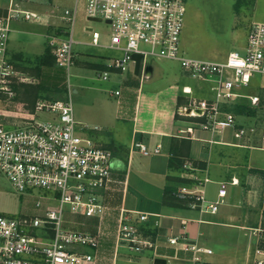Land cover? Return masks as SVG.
Segmentation results:
<instances>
[{
    "label": "built area",
    "instance_id": "obj_1",
    "mask_svg": "<svg viewBox=\"0 0 264 264\" xmlns=\"http://www.w3.org/2000/svg\"><path fill=\"white\" fill-rule=\"evenodd\" d=\"M27 1L30 0H8L0 12V178L8 179L15 190L26 195V204L32 202V206H25L19 217L0 215V264H81L91 260V256L78 252L77 247H97L100 235L71 227L66 213L85 217L105 213L102 196L113 182L112 151L77 133L81 124L74 117L71 92L63 100H37L32 111L14 101V85L33 79L17 70L7 57L10 23L19 19L42 22L40 14L23 7ZM79 9L76 0L71 10L65 9L60 15L62 35L47 36L56 63L68 72L74 65L73 34ZM185 10V0H84L86 18L105 21L107 46L122 51L121 56L112 59L111 67L128 71L135 63L132 54L138 53L144 74L148 58L155 57L177 61L189 78L210 84L209 98H197L191 88L183 87L188 101L178 108L177 114L193 120L176 136L191 139L196 130L221 134L227 128H235V138L243 140L248 130L236 126L234 108L244 105L240 99H248L251 106L259 104L258 95L245 94L243 88L250 85L255 74L264 75V22H252L245 46L228 52L225 59H200L186 55L181 48ZM91 39L98 45L99 32L92 30ZM98 75L108 78L107 71ZM12 104L13 109L8 108ZM39 112L53 113V117L41 120L37 118ZM134 145L143 155L161 152L159 143L154 147L142 142ZM179 176L186 181L176 186L172 195L184 206L215 213L224 202L228 182H220L216 198L208 199L206 185L211 180L200 174L190 160L183 161ZM229 183L238 182L232 178ZM35 190L52 195L32 194ZM153 216L120 208L116 243L137 252L153 247L138 227L139 223H149ZM153 223L158 224L156 220ZM254 234L258 244L253 264H264V229L254 230ZM186 239L182 233L168 238V242L192 252L184 264H205L200 253L211 250Z\"/></svg>",
    "mask_w": 264,
    "mask_h": 264
},
{
    "label": "crops",
    "instance_id": "obj_2",
    "mask_svg": "<svg viewBox=\"0 0 264 264\" xmlns=\"http://www.w3.org/2000/svg\"><path fill=\"white\" fill-rule=\"evenodd\" d=\"M55 1L30 0L23 4L25 9L40 14L42 22L12 21L7 57L17 70L33 79L31 84L28 83V91L23 85L21 101L17 103L28 105V111H32L37 100H63L71 92L86 110L92 112L95 108L99 119L97 126L89 125L86 115L75 117L74 114L81 124L78 129L112 151L113 182L102 196L105 213L91 217L66 213V219L72 221L71 227L100 235L97 247H77L78 252L91 256V260L81 264H184L192 252L182 249L180 244L168 242V238L182 233L187 236L186 241L211 250L200 253L205 264H253L254 249L258 244L254 230L264 229V116H254L256 107L249 105L248 99H240L244 105H240L243 108L237 113L236 126L247 128V138H235V128H229L231 131L227 128L221 134L196 130L191 139L176 136L180 128L193 120L177 114L178 108L188 101L183 87L191 88L192 94L196 88L187 83L192 79L181 68L180 74H173L161 67L156 71L151 64L150 73L140 71L135 75L133 65L125 72L111 67L112 59L121 56L122 51L107 46V32L98 31L99 44L92 43L91 31L97 30L89 24L93 20L86 18L84 4L77 17L81 32L85 31L89 39L81 32L74 37V66L80 74H74L76 80L71 87L69 72L56 63L48 44V35H62L63 30L61 13L51 5ZM7 3L8 0H0V12ZM105 48L116 50V53L107 56L103 51ZM85 69L107 71L105 81L109 80L117 87H107L106 91L112 90L108 95L99 87H87L83 81ZM249 87L245 94L258 95L259 99L264 96V91L247 92ZM89 88L93 93L90 100L83 92ZM136 142L151 147L159 143L161 152L143 155L135 147ZM172 156L182 163L190 160L200 174L210 178L206 185L208 199L216 198L220 182H228L224 202L215 213L164 204L166 186H178L181 181L176 176L185 180L179 176V168L170 167ZM168 176H174L176 180L168 179ZM232 178L238 183L230 184ZM120 208L154 214L149 223L138 224L142 234L153 242V247L137 252L116 243ZM155 220L157 225L153 223Z\"/></svg>",
    "mask_w": 264,
    "mask_h": 264
},
{
    "label": "rangeland",
    "instance_id": "obj_3",
    "mask_svg": "<svg viewBox=\"0 0 264 264\" xmlns=\"http://www.w3.org/2000/svg\"><path fill=\"white\" fill-rule=\"evenodd\" d=\"M75 1L76 0H56L54 4L51 5L56 6L57 12L62 13L65 9L71 10L74 7ZM83 4L84 0H79L80 8ZM185 7L184 24L180 35L181 48L185 51L186 55L200 59L221 60L226 57L228 52L242 49L246 44L247 32L250 24L254 21L264 22V0H185ZM79 15L80 14L78 13V16ZM78 18L79 17H77V20L74 23L73 38L81 32ZM89 24L100 33L106 34V32H108L105 21H90ZM84 33L85 31H82L80 34L85 35L86 33ZM85 36V39H89L87 34ZM103 51L107 56H111L116 53V50L114 51L110 48H105ZM73 60L75 64L76 58L74 53ZM148 63L152 64L156 71L161 67L165 70V72L168 71L173 74H180L179 63L175 61L172 62L168 59L149 57ZM85 70V79L83 81L87 87H99L105 91L107 95L110 91H112L110 88L106 91L107 87H112L113 85L109 83V80L105 81V79L99 77L98 73L100 72L98 70ZM76 73L80 74V71L76 70L75 66L72 65L68 74L71 87H74L73 83L76 80L74 74ZM165 79L166 78L162 79V81ZM28 83L31 84L30 82H22L19 83L20 85H14L17 96V98H14L15 102L21 101L19 96L20 93H22L21 91L23 85L28 91ZM187 83H190L193 88L194 85L196 87L193 90V96L197 98H207L211 95L209 91L210 84L208 82H196L189 79ZM249 86V89H247V92L249 93L263 92L264 75L259 73L255 74ZM116 87L117 86H113L112 88ZM90 88L83 91L84 95L89 100L93 97V93L90 91ZM245 89L246 88H243L244 93H246ZM105 92L104 95L106 94ZM71 95L73 96L72 105L75 117H78L79 115H86V119L88 121H86V123H91L89 125L97 126L98 124L96 122H98L99 119L97 113L95 112V108L92 112L89 109L86 110L83 106L78 104L77 100H75L76 96L73 94ZM26 97H28V93ZM91 101L94 100L92 99ZM1 106L4 107L3 104ZM13 107V104L8 106V108L12 109ZM26 107H28V105H26ZM31 109H33V107ZM251 111L252 110H250V112ZM253 113L254 116H264V112L259 107L257 108V106ZM52 117L53 113H37V118L41 120H50ZM227 130L231 131L229 128ZM77 133L93 139V137L88 133H84L78 128ZM99 134L101 135V132ZM32 192V194L35 195H52L49 192L43 191L35 190ZM25 197V194L14 189L8 179L4 177L0 178V215L6 217H19L22 215L26 207L32 206V202H27V204H25Z\"/></svg>",
    "mask_w": 264,
    "mask_h": 264
},
{
    "label": "trees",
    "instance_id": "obj_4",
    "mask_svg": "<svg viewBox=\"0 0 264 264\" xmlns=\"http://www.w3.org/2000/svg\"><path fill=\"white\" fill-rule=\"evenodd\" d=\"M258 106H259V108L261 110L264 111V96L259 99V105ZM240 108H243V107H240V105L239 106H236L234 108V112L239 113ZM169 165H170V167L172 169H176L177 170L179 168L177 171L180 172L181 167H182V162L181 161L178 162L177 158L175 156H172L170 158V164ZM176 178H177V180L181 181V183L186 181V180H183V179L179 178L178 176H176ZM176 178L174 176H172V177L171 176H168V179L176 180ZM173 189L174 188H172V187L166 186L165 193H164V200H163L164 201V204L173 205V206L174 205L184 206L183 203H181L180 201L176 200L173 197V195H172Z\"/></svg>",
    "mask_w": 264,
    "mask_h": 264
},
{
    "label": "water",
    "instance_id": "obj_5",
    "mask_svg": "<svg viewBox=\"0 0 264 264\" xmlns=\"http://www.w3.org/2000/svg\"><path fill=\"white\" fill-rule=\"evenodd\" d=\"M132 59L135 61L134 63V74L135 75H138L139 72H140V59H141V54H138V53H134L132 54ZM152 70V67H151V64H146L145 67H144V72L146 74L150 73Z\"/></svg>",
    "mask_w": 264,
    "mask_h": 264
}]
</instances>
